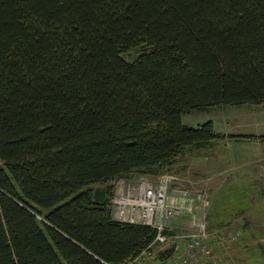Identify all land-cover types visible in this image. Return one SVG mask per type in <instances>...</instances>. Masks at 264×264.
I'll return each mask as SVG.
<instances>
[{
	"label": "trees",
	"instance_id": "obj_1",
	"mask_svg": "<svg viewBox=\"0 0 264 264\" xmlns=\"http://www.w3.org/2000/svg\"><path fill=\"white\" fill-rule=\"evenodd\" d=\"M247 104L264 0H0V264H132L157 231L113 217L115 181L225 138L183 114Z\"/></svg>",
	"mask_w": 264,
	"mask_h": 264
},
{
	"label": "rangeland",
	"instance_id": "obj_2",
	"mask_svg": "<svg viewBox=\"0 0 264 264\" xmlns=\"http://www.w3.org/2000/svg\"><path fill=\"white\" fill-rule=\"evenodd\" d=\"M208 121L225 138L212 147L186 151L170 172L153 176L172 178L175 212L168 230L177 242L188 233L206 231L225 264H264V182L258 178L264 162L254 158L264 152L255 147L260 142L240 137L264 136V104L214 106L181 116L188 127Z\"/></svg>",
	"mask_w": 264,
	"mask_h": 264
},
{
	"label": "built area",
	"instance_id": "obj_3",
	"mask_svg": "<svg viewBox=\"0 0 264 264\" xmlns=\"http://www.w3.org/2000/svg\"><path fill=\"white\" fill-rule=\"evenodd\" d=\"M172 178L140 176L134 182L117 179L112 198L113 217L130 224H142L157 231L152 242L132 264L144 261L145 264H225L224 259L215 253L210 244V234L206 231L188 233L177 242L176 236L168 237V222L175 208L171 195ZM178 194L185 196L181 190ZM172 241L169 244L170 240ZM157 248L155 249V247ZM171 250L164 260L158 258L159 251Z\"/></svg>",
	"mask_w": 264,
	"mask_h": 264
},
{
	"label": "crops",
	"instance_id": "obj_4",
	"mask_svg": "<svg viewBox=\"0 0 264 264\" xmlns=\"http://www.w3.org/2000/svg\"><path fill=\"white\" fill-rule=\"evenodd\" d=\"M257 149H259L260 150V148H261V150H262V153L264 152V144H262V145H257V146H255ZM254 158H256L255 159V161H257V160H260V161H263L264 162V153H263V155L262 156H258V157H254ZM254 160V159H253ZM263 176H264V174H263ZM262 175H260V176H258V178H260L261 179V181H263L264 182V177H263ZM257 177V176H256ZM262 194H261V196H264V188L262 189Z\"/></svg>",
	"mask_w": 264,
	"mask_h": 264
}]
</instances>
